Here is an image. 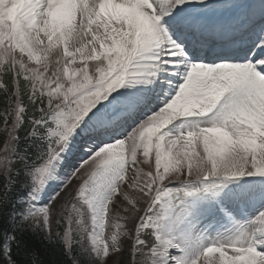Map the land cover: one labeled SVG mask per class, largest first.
Masks as SVG:
<instances>
[{"label": "snow or ice", "instance_id": "1", "mask_svg": "<svg viewBox=\"0 0 264 264\" xmlns=\"http://www.w3.org/2000/svg\"><path fill=\"white\" fill-rule=\"evenodd\" d=\"M0 104V264H264V0H0Z\"/></svg>", "mask_w": 264, "mask_h": 264}, {"label": "trees", "instance_id": "2", "mask_svg": "<svg viewBox=\"0 0 264 264\" xmlns=\"http://www.w3.org/2000/svg\"><path fill=\"white\" fill-rule=\"evenodd\" d=\"M0 107H2V104H0ZM53 227L55 228V225ZM26 239L28 248L35 249L39 253V259L42 264H66V258L63 255L62 248L52 246L32 237ZM14 259L17 264H29V259L22 252L20 254L14 252Z\"/></svg>", "mask_w": 264, "mask_h": 264}]
</instances>
